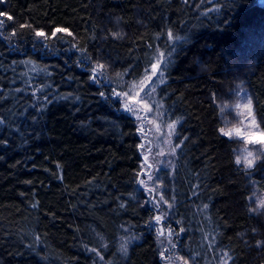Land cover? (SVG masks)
<instances>
[{
	"label": "trees",
	"instance_id": "1",
	"mask_svg": "<svg viewBox=\"0 0 264 264\" xmlns=\"http://www.w3.org/2000/svg\"><path fill=\"white\" fill-rule=\"evenodd\" d=\"M0 12L13 17H0V264H164L166 236L152 220L160 196L147 198L138 183V120L112 90L143 77L157 46L166 51L168 29L189 37L156 90L179 118L173 176L163 180L171 238L190 264H204L207 233L214 249L231 256L228 264H264V244L256 246L264 241V210L249 212L256 204L248 200L264 192V157L251 176L235 164L241 142L218 132L233 110L220 114L212 99L232 104L243 82L264 129V3L5 0ZM56 27L74 35L34 34ZM96 62L107 66L99 83L90 78ZM122 237H134L127 255Z\"/></svg>",
	"mask_w": 264,
	"mask_h": 264
},
{
	"label": "snow or ice",
	"instance_id": "2",
	"mask_svg": "<svg viewBox=\"0 0 264 264\" xmlns=\"http://www.w3.org/2000/svg\"><path fill=\"white\" fill-rule=\"evenodd\" d=\"M5 0H0V3H4ZM187 2V0H185ZM201 3L205 2H211V0H200ZM219 5L214 6L213 8L207 9V11H219ZM206 14V13H205ZM7 17V21H11L13 19L12 16L8 15L5 12H0V17ZM6 26V20L0 19V29L4 28ZM19 27L21 29L24 28H32V25L24 23L20 24ZM57 33H66L68 36H73L74 34L69 31L68 28L65 27H56L52 30L51 34L49 35L45 31L41 29H34V34L36 37L43 38L45 40L52 39L53 37L57 36ZM0 35H3L2 32H0ZM12 35H16V32L13 31ZM112 35L118 39H122L124 34L121 32H114ZM161 34H157V38H159ZM167 37V40L165 41V49L166 51H161L159 49V46H157L156 55L152 58V62H150V70L149 68H145L144 75L141 79L138 81H132L128 84V90L124 92H116L115 89L112 90L113 95H116L118 97H123L125 100L124 108L127 112L132 113L133 115H136L137 119L142 121L141 127L139 131L144 133V135H147V132H145L143 128V123H150L154 125L155 130L157 132L160 131V125L156 122V119H149L147 113H152L155 111L156 116L158 117L161 115L159 110V105L155 109H153L152 105L149 103L150 100H152L153 93L156 92V87L160 83H164V72L167 71L168 65L172 64L174 62L173 56L176 53V50L178 47H181L182 44L178 42L188 43L189 37L184 36L181 37L179 35H174L173 31L171 29H168L165 33H163ZM59 39H63V36H60ZM149 47H152V45H149ZM81 51H86V49H80ZM90 58V57H88ZM163 64V68H161V65ZM106 65L104 63L96 62L95 66L91 69L93 75L90 77L94 82L99 83V76L105 75ZM127 72L124 73H116V77L122 78L123 75H126ZM156 77V81L153 82V77ZM147 89V91H145ZM235 95L242 98L246 101V103L241 104L239 101L236 102L233 105H229L227 102L220 104L216 101V94H212V99L214 103H217V108L219 109V113L223 114L226 109H229L231 107L232 110L237 112V115H244V113L239 112L241 108L246 109L247 115L245 116L244 120L240 121V127L237 126H228V122L225 120V126L220 127L218 129V132L225 137H228L230 140L235 138L236 140L240 141L244 146L239 149H234V152H237V155L235 156V164L237 166H240L243 164V170L245 173L249 176H251V172L249 170L253 169L256 165V162L260 160L262 157H264V129H261L259 124L256 121V117L253 112V99L251 94H249L246 89L243 87V82L236 85V89L233 90ZM144 92V96L141 97L140 93ZM101 97H105L104 92H100ZM107 99V97H105ZM135 105V106H134ZM143 111L145 115H140L139 113ZM223 119V116H222ZM264 119V117H262ZM245 120H247V123H245ZM2 122V121H0ZM179 123V118L174 120L172 123H168L167 127L169 129L168 135L171 136L175 130L176 124ZM152 129H149L151 131ZM259 136L260 139H256V137ZM186 139V138H185ZM248 145H260L259 148L253 147L249 148ZM179 145H177L178 147ZM141 149L145 148L144 144H141L138 146ZM151 148H147V152H151ZM173 153L175 152V148L171 150ZM259 153V155H257ZM162 153H157V155H160ZM145 161H147L148 157L145 155L144 157ZM148 167H151V165H148ZM143 173H137L138 176L142 175ZM148 180H153L154 177L149 173L148 174ZM138 183L144 187H148L147 182L144 179H140ZM150 192L156 191L155 188H149ZM255 192L252 196L248 197V200L250 203H255L256 207H250L249 212L256 213L259 215L262 210H264V197L256 198ZM174 199V198H173ZM163 202L164 204H167L169 208L172 207L171 204H169L168 200H166L163 196V194L160 195L159 200L155 201V207L158 210L159 204ZM145 203H149V201H145ZM122 207L124 205H121ZM208 205H204V208L206 209ZM164 217L162 215H155L152 220L156 222H160ZM151 223V221L149 222ZM181 232L184 231L183 228L180 229ZM253 232H256V229L252 230ZM174 234V230L169 228L167 235L169 237V242L171 243V237ZM160 236H164V230L161 229L159 232ZM175 235H179V233H175ZM239 235L243 236L244 233H240ZM38 239V237H37ZM122 243L120 244L119 251L127 255L128 251V242L130 239H134V237H130L128 239L121 238ZM214 239L209 242V246L211 247L212 244H214ZM262 244H264V241H257L256 246L260 247ZM103 248H107V245H102ZM173 247L175 245L173 244ZM90 251L95 252L97 256L104 260L103 255L101 254L99 249L93 248L90 249ZM167 251V249H165ZM162 259H168L171 260L172 257L168 256L165 257L164 252L162 251L160 253ZM177 259L183 261V264H189V261L185 259L183 256L177 257ZM231 256L228 255V253H224V257H222V264H228V261L231 260ZM107 264H111V261H108Z\"/></svg>",
	"mask_w": 264,
	"mask_h": 264
},
{
	"label": "rangeland",
	"instance_id": "3",
	"mask_svg": "<svg viewBox=\"0 0 264 264\" xmlns=\"http://www.w3.org/2000/svg\"><path fill=\"white\" fill-rule=\"evenodd\" d=\"M259 2L261 4L264 3V0H259ZM161 68H163V64L161 65ZM150 70V68H149ZM141 79V78H140ZM156 77H153V82L156 81ZM139 80V79H138ZM136 80V81H138ZM132 82V81H131ZM164 82H165V77H164ZM162 83L158 84V86L156 87V90L158 87L161 86ZM244 87V86H243ZM244 89H246V91L249 93L248 89L246 87H244ZM128 90V86L126 91ZM145 91H147V89H145ZM250 94V93H249ZM140 96L143 97L144 96V92L140 93ZM120 100L123 103V107H124V103L125 100L123 97H119ZM240 102L241 104L246 103L245 100H243L240 97H237L236 100L230 104L233 105L236 102ZM149 103L152 105L153 109H155L157 107V105H159V110L161 115H159L158 117L156 116L155 111L152 113H147L149 119H156V122L160 125V131L157 132L155 130L154 125L150 124V123H143V128L145 130V132H147V135H144V133H142L140 131V137L142 140L141 144L145 145L144 149H141L142 152V156H143V163H142V172L143 173L141 175V179H144L147 182L148 187H144L147 193V198L151 199L154 197V194L156 195H161L163 194L164 198L166 200H168V195L167 192H165V189H167V182H164L166 180H170L173 176V171H174V165L177 159V155H178V150L179 147H177V145H179L178 142L175 141L176 139V129L178 127V124H176L175 130L173 132V134L171 136L168 135L169 133V129L167 127L168 123H172L174 120H176L175 118H171L169 113L163 109L162 105H161V101L158 97V95L155 93H153L152 95V100L149 101ZM135 106V105H134ZM231 109V107H230ZM232 110V109H231ZM241 113H244V115H237V112L233 110V115H226L225 120L228 122V126L232 127V126H237L240 127V121L245 119V116L247 115V111L244 108H241L240 110H238ZM254 112V110H253ZM140 115H145V113L143 111H141L139 113ZM255 115V113H254ZM136 117V115H135ZM256 117V115H255ZM137 118V117H136ZM138 120V119H137ZM256 121L259 124V121L256 117ZM138 125H139V129L141 127L142 121L138 120ZM245 123H247V120H245ZM260 126V124H259ZM261 129H263L260 126ZM149 129H152L151 131H149ZM256 139H260L259 136L256 137ZM244 145L241 143V147H243ZM248 147L251 149L253 147L259 148L260 145H248ZM147 148H151V152H147ZM175 148V152L173 153L171 150ZM157 153H162L160 155H157ZM145 155H147L148 159L147 161H145L144 157ZM148 165H151V167H148ZM243 165V164H241ZM151 174L154 179L153 180H148V174ZM164 180V181H163ZM149 188H155L156 191L154 192H150L148 189ZM259 197H264V192L262 194H259L257 196V198ZM169 202V201H168ZM159 210L160 214L162 215L164 218L160 221V222H156V227H157V231L160 232L161 229L164 230V233L166 237L163 238L162 240V250L164 252L165 257L171 256L172 259L168 260V259H163L164 264H183V261L177 259V257L181 256L176 249V244L175 242H173L172 238H171V243L169 242V237L167 235V232L169 230V228L173 229L169 224H166V221L171 220L170 217V213H171V208L168 207L167 204H164L163 202H161L159 204ZM163 206L166 207V209L163 210ZM174 236V234H173ZM207 247H206V257L204 258V264H222V257H224V253L223 251H221L220 249H214L213 244L210 247L209 246V242L211 241L210 238V234L207 233ZM173 244L175 245V247H173ZM165 249H167V251H165ZM189 261V260H188ZM229 263V261H228ZM190 264V262H189Z\"/></svg>",
	"mask_w": 264,
	"mask_h": 264
}]
</instances>
